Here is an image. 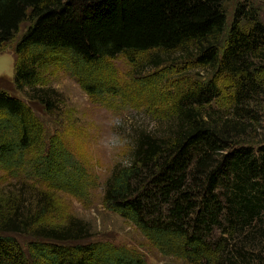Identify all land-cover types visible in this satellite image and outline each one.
<instances>
[{
  "label": "trees",
  "instance_id": "1",
  "mask_svg": "<svg viewBox=\"0 0 264 264\" xmlns=\"http://www.w3.org/2000/svg\"><path fill=\"white\" fill-rule=\"evenodd\" d=\"M224 1L0 0V46L26 23L14 43V86L58 116L50 131L28 103L0 90V264H146L133 248L92 239L76 216L47 218L59 192L86 199L94 176L67 145L58 92L42 71L62 67L89 95L137 94L151 109L145 94H155L156 79L132 77L129 88L111 64L120 55L138 66L149 53L156 65L174 54L207 78L151 110L176 123L139 132L131 166L116 165L105 180L104 206L184 264H264V140L247 135L264 108V23L238 4L226 30ZM223 85L228 117L204 109ZM4 176L20 187L2 184ZM15 233L31 234L25 248Z\"/></svg>",
  "mask_w": 264,
  "mask_h": 264
},
{
  "label": "rangeland",
  "instance_id": "2",
  "mask_svg": "<svg viewBox=\"0 0 264 264\" xmlns=\"http://www.w3.org/2000/svg\"><path fill=\"white\" fill-rule=\"evenodd\" d=\"M243 4L252 10L264 23V0H225L224 9L227 14L226 30L233 19L236 7ZM26 23L22 25L24 29ZM15 35L14 39L0 46V90L21 98L28 103L35 112L46 121L50 131L58 127V116L52 119L43 110L42 106L35 102H29L24 95L18 91L13 83L14 72V43L22 32ZM144 55L139 65H131L123 56H117L111 60L113 76L129 88H133L132 77H139L151 81L156 79L154 93L145 94L153 101L151 109L147 108L137 94L130 95V99L119 96H93L89 95L82 87L76 77L62 67L59 69L48 68L43 70L48 83L58 92L55 96L57 102L56 112L61 117V126H64L65 137L68 147L74 155L87 167L94 176L93 186L90 188L86 199H79L67 193H58L57 210L51 212V220H61L63 215L71 214L89 225L92 239L108 241L116 245H124L133 248L143 254L146 264H184V260L172 255L160 252L128 219L117 212L104 206L102 195L105 180L116 165H121L122 157L115 156L106 151L102 144V138L109 132L108 120L114 115L131 118L134 124L127 132L129 150L123 158H131L136 139L140 131L147 130L153 134H162L169 127L175 125L176 120L171 117L167 120L156 119L151 110L165 109L174 98L177 97L181 88L186 83L200 81L207 78L206 72H198L191 68L190 61L179 59L176 55H162L158 65L152 63V55ZM264 64V63H263ZM167 71H161V70ZM157 74L156 78H153ZM229 90L227 86L221 87V95L211 106L215 112L222 116H230L231 108L229 102ZM254 119L249 138L264 140V108L258 110ZM50 119V120H49ZM4 171L0 169V175ZM6 180L2 183L17 189L20 185L15 184L13 178L4 176ZM3 185V186H4ZM16 185V187L14 186ZM2 186V185H1ZM30 189V188H29ZM26 191V189H25ZM29 191H32L31 189ZM30 193L24 192L23 197ZM29 205V201L27 202ZM19 243L24 248L31 239L30 233H15Z\"/></svg>",
  "mask_w": 264,
  "mask_h": 264
},
{
  "label": "clouds",
  "instance_id": "3",
  "mask_svg": "<svg viewBox=\"0 0 264 264\" xmlns=\"http://www.w3.org/2000/svg\"><path fill=\"white\" fill-rule=\"evenodd\" d=\"M134 124L131 118H125L121 115H114L109 117L108 126L110 132L102 138V144L106 151L112 153L115 156L122 157L120 163L122 166H131V158H123L124 154L129 150L128 135L127 132ZM149 131L152 129L149 128Z\"/></svg>",
  "mask_w": 264,
  "mask_h": 264
}]
</instances>
